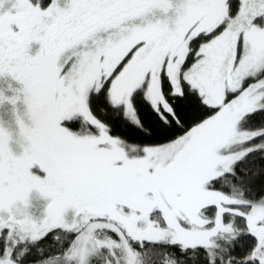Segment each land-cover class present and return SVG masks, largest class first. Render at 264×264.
I'll return each instance as SVG.
<instances>
[{"label": "snow or ice", "instance_id": "6c2138e0", "mask_svg": "<svg viewBox=\"0 0 264 264\" xmlns=\"http://www.w3.org/2000/svg\"><path fill=\"white\" fill-rule=\"evenodd\" d=\"M0 264H264V0H0Z\"/></svg>", "mask_w": 264, "mask_h": 264}]
</instances>
